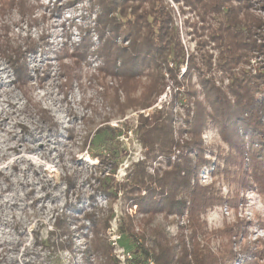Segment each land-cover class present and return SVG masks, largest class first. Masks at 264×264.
Here are the masks:
<instances>
[{
	"label": "rangeland",
	"instance_id": "1",
	"mask_svg": "<svg viewBox=\"0 0 264 264\" xmlns=\"http://www.w3.org/2000/svg\"><path fill=\"white\" fill-rule=\"evenodd\" d=\"M250 1L249 13L264 22V0ZM189 2L133 0L123 19L117 15L118 24L133 27L142 17L152 23V10L168 14L183 50L179 66L149 65L128 80L110 70L103 44L114 38L129 48L132 42L105 29L101 0H0V264H130L134 246L120 234L125 230L146 248L168 243L179 255L184 242L191 246L197 226L205 234L196 240L216 264H264L260 145L252 149L256 160L236 154L211 119L202 132L211 165L189 185L198 183L209 203L192 216L159 209L144 215L135 206L145 194L133 183L136 175L144 171L149 184L163 179L183 155L180 148L196 140L197 101L213 114L209 90L234 102L236 79L264 86V54L224 66L210 39L222 16ZM156 79L162 92L143 108L140 99ZM119 102L125 107L119 109ZM157 113H163L159 121L171 118L175 146L167 154L144 143L139 131ZM104 127L113 139H93ZM248 141L244 134L246 146ZM230 154L235 160L226 165ZM179 197H187L184 190Z\"/></svg>",
	"mask_w": 264,
	"mask_h": 264
},
{
	"label": "trees",
	"instance_id": "2",
	"mask_svg": "<svg viewBox=\"0 0 264 264\" xmlns=\"http://www.w3.org/2000/svg\"><path fill=\"white\" fill-rule=\"evenodd\" d=\"M132 1L101 0V5L106 10V16L104 17L105 29L111 26V32L113 31L116 36L120 35L122 39L131 40L130 42H132L131 47L124 48L118 46L114 38L105 41L103 48L108 52L107 62L111 63L109 65L110 70L122 73L125 79L135 80V75L141 73L149 65L157 67L161 63L168 64L171 61L175 66H179L183 57V50L178 37L171 28L172 21L168 14H159L152 10V14H150L153 20L152 23L148 22L147 17H142L144 24L138 22L133 27H131L130 23L127 25L118 24L117 15L123 19L124 7ZM189 1V4L194 8L199 7L202 11H211V13L222 16L220 17V22L218 21L217 29L210 36V39L216 44L220 52V60L224 66H237L247 54H264V22L249 13L250 0ZM155 3L154 1L153 8ZM232 3H236L235 5L238 6H231ZM225 7H228V9L225 10ZM88 50L89 44L85 46L83 53H88ZM119 63L120 67H117ZM192 68H194L193 62L187 72L191 71ZM21 69V73L25 75V70ZM20 76L22 75L20 74ZM259 76L255 78H263L264 73L261 74L260 78ZM237 80L230 88L234 102H231L225 93L216 90H209V93L206 94L208 99L213 103L216 102V105L214 104L212 107L213 114H207L205 108L200 104L201 102H196L193 126L191 127V135H194L196 140L184 144L181 148L177 146L181 149L183 155L179 161L169 165L170 173L162 176L163 179H157L149 184L146 182L147 174L144 171L142 172V170L140 171L142 164L135 165L139 172L144 173H137L142 175H136V179L133 182L138 192H145L135 204L139 212H143L144 215H150L155 212V209L169 212L178 210L179 214L188 211L192 216L195 213L198 214L197 211H202L200 208L209 203V200L205 197L206 193H203L198 183L193 188L189 185L190 181L197 177L201 168L211 165V160L205 158L207 150L202 140V132L211 125L208 123L210 119L215 122L211 127L219 129L222 139L229 144L236 154L238 153L242 157L247 155L251 160L255 159L257 151L252 149L255 148L254 144L257 143L260 145L257 150H259L260 157L264 161V86L260 88L256 84L258 81L253 79L247 80L243 84L242 82L238 83ZM161 92V84L156 79L140 99L142 101L141 107H150L149 99ZM124 107L119 102L118 108ZM44 113L47 114L48 112L44 111ZM162 114H155L151 118V122L147 121L144 123V126L139 128V131L143 135L144 143H147L154 150L161 151L162 154H167L175 144L173 143L171 118L168 114H165L159 121L158 117ZM49 118L53 120L52 117ZM156 130L162 133L154 132ZM111 131V128H101L95 133L93 139L103 134L105 136L109 134L111 139H113ZM244 134L248 135L249 138L247 146L244 143ZM115 153L117 151H114L112 156L118 159ZM236 154L234 156L230 154L226 158L225 164L229 165L235 160ZM246 176L249 175L246 173ZM248 180L249 183L252 182L250 178ZM153 185L161 188V193L157 194L155 191L157 189ZM182 190L185 191L187 197L177 198V193ZM187 198L191 199L190 205L189 200H186ZM120 234L128 238L134 246L133 256L129 259L130 264L217 263L211 253H207V249L202 248L196 240L198 236L205 234L200 226L193 229V235L190 238L191 246H187L184 242V247L180 250L179 255L174 252L176 247L169 246L168 243L156 244L155 248L149 249L145 245L140 244L135 232L125 230L121 231ZM144 237L146 236L142 235L143 239H145ZM190 248L191 250H188Z\"/></svg>",
	"mask_w": 264,
	"mask_h": 264
}]
</instances>
